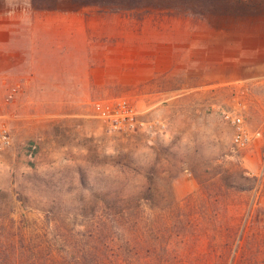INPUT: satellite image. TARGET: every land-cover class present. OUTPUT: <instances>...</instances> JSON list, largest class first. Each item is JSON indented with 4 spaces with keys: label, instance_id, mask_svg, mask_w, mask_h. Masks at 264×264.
Returning <instances> with one entry per match:
<instances>
[{
    "label": "rangeland",
    "instance_id": "obj_1",
    "mask_svg": "<svg viewBox=\"0 0 264 264\" xmlns=\"http://www.w3.org/2000/svg\"><path fill=\"white\" fill-rule=\"evenodd\" d=\"M90 1L0 0V250L264 264V0ZM33 27L84 46V91L23 90Z\"/></svg>",
    "mask_w": 264,
    "mask_h": 264
},
{
    "label": "crops",
    "instance_id": "obj_2",
    "mask_svg": "<svg viewBox=\"0 0 264 264\" xmlns=\"http://www.w3.org/2000/svg\"><path fill=\"white\" fill-rule=\"evenodd\" d=\"M52 16V15H48ZM38 30L33 27L32 37H31V47L30 53L26 59V66H28V78L25 79L22 83L23 90H31L34 92H67V91H84L86 89L85 85L88 84V81L85 82L86 75L84 72L81 73H70L68 70V63L66 62L73 61V65L76 69L81 67V70L85 68V48L81 44L80 47L77 45L73 48L64 47L66 55L63 58L54 57V52L63 50V43H71L69 40L72 38L70 36L60 37L58 35H38ZM59 38V39H58ZM65 40V41H62ZM70 52H75L71 54ZM74 55V59H73ZM64 60V61H63ZM25 61V60H21ZM24 65L20 63V65ZM67 65V66H66ZM7 69L10 67L7 63L0 65ZM21 85V84H20ZM19 84L16 85L18 88ZM68 113V112H67ZM67 115V114H65Z\"/></svg>",
    "mask_w": 264,
    "mask_h": 264
},
{
    "label": "built area",
    "instance_id": "obj_3",
    "mask_svg": "<svg viewBox=\"0 0 264 264\" xmlns=\"http://www.w3.org/2000/svg\"><path fill=\"white\" fill-rule=\"evenodd\" d=\"M17 89V86L12 87L6 98L10 99ZM93 108L97 117L108 122L113 129L132 131L142 125L137 120L136 113L131 105L125 100H117L114 103H94ZM234 125L236 131L232 139L233 144L241 147L246 143V137L240 126L239 118L234 119ZM10 141L9 130L0 118V150L8 147Z\"/></svg>",
    "mask_w": 264,
    "mask_h": 264
},
{
    "label": "trees",
    "instance_id": "obj_4",
    "mask_svg": "<svg viewBox=\"0 0 264 264\" xmlns=\"http://www.w3.org/2000/svg\"><path fill=\"white\" fill-rule=\"evenodd\" d=\"M86 4H101V1L91 0ZM69 253L68 256V253L62 255V253H57L54 250L48 251L46 258L42 260L44 262L41 264H119L107 261L108 258L106 256H103L100 252H94L90 248L87 250L75 251L74 253L69 251ZM34 254L35 253L32 251L29 252L18 248H14L11 252L0 250V261H4L5 264H33V262H36L34 260ZM22 258H24V262Z\"/></svg>",
    "mask_w": 264,
    "mask_h": 264
}]
</instances>
